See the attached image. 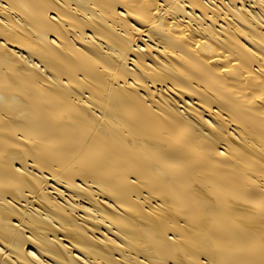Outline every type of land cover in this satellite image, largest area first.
<instances>
[{
	"label": "bare ground",
	"instance_id": "1",
	"mask_svg": "<svg viewBox=\"0 0 264 264\" xmlns=\"http://www.w3.org/2000/svg\"><path fill=\"white\" fill-rule=\"evenodd\" d=\"M0 264H264V0H0Z\"/></svg>",
	"mask_w": 264,
	"mask_h": 264
}]
</instances>
